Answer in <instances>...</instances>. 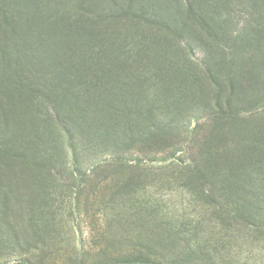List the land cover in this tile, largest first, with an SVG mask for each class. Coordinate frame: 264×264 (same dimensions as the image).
<instances>
[{
	"label": "trees",
	"instance_id": "1",
	"mask_svg": "<svg viewBox=\"0 0 264 264\" xmlns=\"http://www.w3.org/2000/svg\"><path fill=\"white\" fill-rule=\"evenodd\" d=\"M135 6L0 0V216L11 179L55 182L67 166L66 149L65 181L75 184L74 174L84 178L103 156L109 166L136 169L146 163L140 157L127 165L132 152L175 155L194 121L192 135L215 137L222 147L199 152L198 164L180 169L208 185L206 199L222 215L264 242L263 142L250 145L243 129L233 141L230 130L240 115L249 130L264 100V0ZM129 29L139 41H128ZM194 49L203 54L198 63ZM229 67L234 74L224 75ZM204 95L207 102L198 106ZM232 148L240 157L229 156ZM112 264L158 263L138 255Z\"/></svg>",
	"mask_w": 264,
	"mask_h": 264
},
{
	"label": "rangeland",
	"instance_id": "2",
	"mask_svg": "<svg viewBox=\"0 0 264 264\" xmlns=\"http://www.w3.org/2000/svg\"><path fill=\"white\" fill-rule=\"evenodd\" d=\"M133 3L136 8L164 3V9L170 10L173 0ZM120 31L122 36L124 31ZM128 32V41H139L132 38L134 30ZM202 57L198 49L191 52L197 63ZM235 70L229 67L224 75L231 76ZM207 100L204 95L198 106ZM255 113L249 130L243 117H237L230 128L231 138L238 140L241 129L247 130L249 134L242 133L244 139L250 145L263 142L264 153V100L257 103ZM195 124L191 122L189 133L177 146L179 151L171 157L166 152L146 156L132 152L127 157V165L141 157L144 167L109 166L103 156L96 168L87 169L84 178L74 174L72 184V180L65 181L71 170L65 148L67 166L56 173L55 182L39 186L25 177L11 179L3 190L9 205L0 216V264H112L138 255L158 264H264V242L255 241L250 230L222 215L206 199L208 185L194 172L180 169L198 164L199 152L216 153L222 147L215 137L201 140V132L192 135ZM231 150L229 156L240 157L236 148ZM11 227L16 229L20 246Z\"/></svg>",
	"mask_w": 264,
	"mask_h": 264
}]
</instances>
